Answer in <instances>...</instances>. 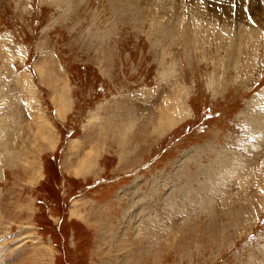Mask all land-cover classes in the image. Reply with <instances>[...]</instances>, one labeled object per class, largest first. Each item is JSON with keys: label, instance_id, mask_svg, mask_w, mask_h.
<instances>
[{"label": "rangeland", "instance_id": "obj_1", "mask_svg": "<svg viewBox=\"0 0 264 264\" xmlns=\"http://www.w3.org/2000/svg\"><path fill=\"white\" fill-rule=\"evenodd\" d=\"M132 1L0 0V264H264V0Z\"/></svg>", "mask_w": 264, "mask_h": 264}, {"label": "bare ground", "instance_id": "obj_2", "mask_svg": "<svg viewBox=\"0 0 264 264\" xmlns=\"http://www.w3.org/2000/svg\"><path fill=\"white\" fill-rule=\"evenodd\" d=\"M130 1H132V0H119V2L122 4V7L125 5V6H127V5H129L130 4ZM140 0H136V2L135 1H132V3H138ZM159 1V0H158ZM166 1V0H165ZM164 1V2H165ZM215 1V3H213L214 4V6H218L219 4L218 3H222L223 4V8H225V11L227 12V15L229 14H231V12H232V10L230 11V10H228L226 7H225V4L226 5H228L229 4V2H230V0H214ZM173 2V1H172ZM172 2H167L166 3V5L169 3V4H171L172 5ZM238 2V1H237ZM228 3V4H227ZM243 3V2H242ZM168 4V5H169ZM174 4V3H173ZM209 4V3H208ZM212 4V3H211ZM233 4L235 5H237V3H236V1H233ZM244 4V3H243ZM219 6H221V5H219ZM230 6V5H229ZM232 6V5H231ZM208 7V6H207ZM171 8V7H170ZM177 8V7H176ZM175 9V8H174ZM172 10H173V8H172ZM201 10V9H200ZM205 12H207V11H205ZM214 12V11H213ZM197 13V12H196ZM201 13H202V11H201ZM210 13V12H209ZM169 14V13H168ZM198 14V13H197ZM197 14H196V16H197ZM176 15L177 16H179V13L177 12H175L174 14H171V15H169V16H171V17H176ZM210 15H211V13H210ZM215 15V14H214ZM219 15V14H218ZM232 16H233V13L231 14ZM212 16V15H211ZM214 18V17H213ZM228 19V18H227ZM47 34V33H46Z\"/></svg>", "mask_w": 264, "mask_h": 264}, {"label": "crops", "instance_id": "obj_3", "mask_svg": "<svg viewBox=\"0 0 264 264\" xmlns=\"http://www.w3.org/2000/svg\"><path fill=\"white\" fill-rule=\"evenodd\" d=\"M49 141H50V143L52 144V142H51V138H49ZM55 143V142H54Z\"/></svg>", "mask_w": 264, "mask_h": 264}]
</instances>
